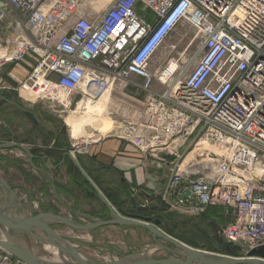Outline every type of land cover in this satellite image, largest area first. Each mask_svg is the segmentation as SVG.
<instances>
[{
  "label": "built area",
  "instance_id": "1",
  "mask_svg": "<svg viewBox=\"0 0 264 264\" xmlns=\"http://www.w3.org/2000/svg\"><path fill=\"white\" fill-rule=\"evenodd\" d=\"M100 2L0 0V66L28 55L36 60L17 96L71 106L79 94V105L132 76L143 78L142 112L107 136L164 164L159 195L167 209L196 215L220 207V233L241 257L264 247V0H111L97 13ZM185 23L198 43L192 48L190 40L153 68L158 51ZM156 80L160 92L153 90ZM97 133L69 153L76 157L106 137ZM200 142L219 159L212 172L195 173L193 161L186 164ZM5 254L2 264H13Z\"/></svg>",
  "mask_w": 264,
  "mask_h": 264
},
{
  "label": "rangeland",
  "instance_id": "2",
  "mask_svg": "<svg viewBox=\"0 0 264 264\" xmlns=\"http://www.w3.org/2000/svg\"><path fill=\"white\" fill-rule=\"evenodd\" d=\"M110 3L111 0H101L100 4L98 5L99 8L97 13H102ZM13 33L14 30L10 29L6 35H12ZM0 37L4 38L5 35L0 33ZM195 38L196 32L192 26L187 23L179 26L178 29L168 38L166 43L158 51L153 60V65L161 66L166 64L172 57L177 56L178 52H181L190 40H193ZM197 43L198 39H195L192 48H194ZM175 45H177V48L173 50V47ZM3 86L4 85L1 82L0 75V89L7 91L12 90L4 88ZM110 93L111 89L106 90V92L102 95L100 99H84L82 100L83 104L79 103L78 107L77 99H79L80 97L79 94H74V101L72 102L71 106H64L58 102L50 103L48 101H40L35 104H30L18 98L17 94H13L14 100L12 101V103H6L0 109V143L18 142L25 144L30 150L35 145L43 150H46L49 145L53 144L54 140L63 143L67 147L64 150L68 152L76 141L82 140L83 138H87L88 131L91 129H96L100 125L101 121H103V123L105 124L109 123L110 126L113 128L116 123L125 120L121 116L123 106L121 105L122 102L120 101V90L112 88V93L107 104V100L109 98ZM106 105L107 107L103 114L101 116H98L97 114L100 115L101 108ZM76 109H79L80 113L76 112L74 114L73 110ZM23 110L34 112L38 116L42 128L45 130V133H47L46 136H43L41 132L32 131V122L28 117L25 116ZM91 113L93 114L92 116L90 115L92 118L90 121L91 124L88 125L89 121L87 120L86 115ZM94 113L96 115H94ZM81 127H85L84 131L81 130ZM104 128L105 126L98 131L101 136L108 135V133H102ZM74 138H76L77 140H75ZM186 148L187 147H184L181 151L184 152ZM25 160H29V156L19 148L2 150L0 152V176L4 177L6 169L10 164L14 163L16 166L20 167L22 166V162H24ZM192 161V172L198 173L212 172V170L217 168L219 165V159L214 154L208 151H199L194 155L190 156L187 162ZM63 169L67 173L69 180L67 181V183L60 185H62V187H69L70 193H68L65 188L56 189L59 194L63 195L66 198V200H63L62 198L60 199V203L62 204V206L57 208L59 214L70 217L69 214L72 213V210H81L84 215H78L77 217L76 215L72 216L74 221L79 223H90L94 220L111 218L112 212H110L109 214V212L105 211L108 208L103 204L99 196L93 195L92 193H90L91 191L85 189L84 187L78 188L76 186V181H74V176L69 173L67 165H64ZM90 175H92V177ZM90 175L89 177L94 179L93 181L95 185L102 191L101 193L108 199V201L112 205L114 204L109 199V197L111 196L108 195L110 193H114V191L120 193V196L117 198L119 202H123L125 200V197L121 194V185L119 181H117V177L114 174L104 173L101 179L95 177V175L93 174ZM47 189L48 191L50 190L49 187ZM35 195H37V197L35 198L34 202L38 203V206H41L48 202L53 203V200H51L50 198L43 199L41 193L38 194L37 192H35ZM126 199L128 201L124 203L123 206L129 208L127 207L129 204V199ZM20 210L23 214L33 215L37 214L38 212H45L42 210L34 213L30 209H27L25 206H23V208ZM125 211L127 210L125 209ZM91 213H95L96 215H91ZM132 213H136V211ZM166 214L173 215L174 219L172 220V222H180L177 227L178 232L185 233L186 238H191V240H193L197 244V246L200 247L199 249L201 250L209 251L208 249H212L211 252L215 251L210 240H208L201 234L194 233L195 230L192 229L193 224H200L203 230H206L213 236H216L215 238L219 242V244L223 245L224 242H226L220 233V226L217 223H214L212 225L211 221L214 222V219H206L205 216L202 215L203 213L190 215L187 213L174 212L167 209ZM190 219H194L192 223L188 221ZM183 221L186 222L183 224ZM51 222L54 229H56L59 233L67 235L69 237L73 236L76 233L78 234L83 232L72 230L68 226L56 221ZM220 223L224 224L225 220ZM160 227L162 228V230L165 231L164 224H162ZM86 232L87 231L83 232V235L85 234L84 236H77L80 237L78 238V240L83 243V248H85L84 250L92 254V259H97L102 262L113 261L131 253H146L149 251H153V256H155L156 258L183 257L177 253L167 252L163 248L159 247V245L162 244L172 248L177 252L179 251V249L174 248L169 243H166L162 240H157L148 230L144 228L129 226V228L121 230L115 229L113 227H106V229L104 230L98 229V231H89L92 233H90L91 236H89ZM37 234L39 236H43L40 231L37 232ZM6 235L9 236L13 241L18 243L30 241L29 245H31V247H36L37 244L39 246V243H44L43 241L38 240L36 237L27 232H18L8 230L5 229V227H2L0 229V237L4 236L5 238H7ZM85 238L87 239V241L85 240ZM0 251H2V249H0ZM214 253H216L217 255H226L219 252Z\"/></svg>",
  "mask_w": 264,
  "mask_h": 264
},
{
  "label": "crops",
  "instance_id": "3",
  "mask_svg": "<svg viewBox=\"0 0 264 264\" xmlns=\"http://www.w3.org/2000/svg\"><path fill=\"white\" fill-rule=\"evenodd\" d=\"M139 10L141 15L149 19L153 17V14L150 11H146L142 7H139ZM4 54L5 51L0 49V56L3 57ZM35 62H36L35 58L32 55H28L21 62L7 63L1 66L0 75H1L2 84L5 86V88L12 89L11 91H14L11 92L10 90H8L12 94V100L9 101L8 103H12V101L14 100L13 94H17L16 92L17 86L22 80H25L28 77ZM157 67L158 66L153 65V68H157ZM142 83H143V78L138 76H132L131 80H129L125 86L113 87L117 90H120L121 92L120 101L122 102L121 105L123 106L121 116L123 119L134 118L137 114L142 112L143 110L142 103L147 99L148 96V92L143 89ZM162 89H163L162 84L158 80H156L153 84V90L155 92H160L162 91ZM111 93H112V89H111ZM111 93L107 100V104L109 102ZM80 103L83 104L82 101ZM106 107L107 105L102 107L100 115L99 114L97 115L101 116L105 111ZM73 112L74 114L76 112L80 113L79 109L73 110ZM90 115L92 116L93 114L91 113L86 115L87 120L89 121L88 125L91 124L90 121L92 118ZM94 115L96 114L94 113ZM100 124H102V126L111 127L109 123L105 124L103 123V121H101ZM85 127H81V130L84 131ZM89 131L87 133L88 135L87 137L89 138L98 135V133L96 132L97 128L91 129ZM74 139L77 140L76 138ZM54 143L55 141L53 140V144L49 145L47 149H55ZM70 150L68 152H70ZM1 151L2 150H0V152ZM33 158L31 160L32 164H33ZM72 158L77 161V164L80 166L81 170L93 183H94L93 179L89 177V175L87 174V170L84 169L85 165H87L89 168H96L93 175H95V177H98L100 179L101 177H103L104 173L114 174L117 177V181H119L120 185H122L121 179L125 178L135 189L136 201L139 205L150 204L149 206H163V205L166 206L161 201L159 195L160 191L164 186L165 177H166V168L164 167V164H162L159 160H157L153 156L142 154L140 151H138L136 147H134L129 142L122 140L116 136L109 135L102 138L100 142L91 144L85 150L84 153L76 155V157L72 156ZM167 158L172 159L173 156L167 155ZM188 159H186V164L188 163L187 162ZM36 163H37L36 165L37 167L35 168L33 167V165L29 163V160H25L24 162H22V166L24 167L22 168L27 172V174H20L19 173L20 171L18 169L19 166H16L14 163L10 164L6 169V173L4 177L2 176V178H4L12 186V188L15 190L16 193V200H15V205H13L14 206L13 210L15 209L21 211L20 207L25 206L27 209H30L34 213L42 210L45 212L59 213L57 208L62 206V204L60 203L61 201L60 199L62 198L63 200H66V198L63 195L59 194V192L56 190L57 187L55 185L65 184L69 180V177L64 170L65 167L63 169V166L65 164L62 161V163H60L61 165L57 166L54 158H46V156L42 157V159H40V161ZM48 187L50 188L49 191L47 189ZM35 192H37L38 194L41 193L43 199L50 198L51 200H53L52 201L53 203L48 202L46 204L38 206V203L34 202L35 198L37 197V195H35ZM0 195L2 197L1 198L2 203L4 205H7L8 202H10L11 200V194L4 188L0 187ZM146 195H149V197H147ZM17 203L20 205H18ZM114 207L117 208L116 206ZM72 213L69 214L71 218L73 215H76V217L78 215L80 216L84 215L81 212V210L78 211L74 209L72 210ZM221 214H222V210H221ZM106 227H113L115 229H121V230L129 228V226H125V227L106 226ZM106 227L99 229L104 230L106 229ZM96 230L98 231V229ZM91 232H86V233L89 236H91L90 235ZM82 235L83 232L78 234L76 233L70 237L78 239L80 237L77 236H82ZM85 240L87 241L86 238ZM29 243L30 241L29 242L24 241L18 244L26 247L27 249L31 250L32 252H34L39 256L45 257L48 260H53L55 253L52 247L47 246L45 242L43 244L39 243V246L37 244L36 247H31ZM81 249L91 259L93 258L92 254L84 250L85 248H83V246ZM5 253L6 252L3 250L0 251V264H2V262L4 261V257L6 256ZM60 257L63 262L67 264L72 263V261L67 259L65 256H62L61 254ZM93 260L99 261L97 259H93Z\"/></svg>",
  "mask_w": 264,
  "mask_h": 264
},
{
  "label": "water",
  "instance_id": "4",
  "mask_svg": "<svg viewBox=\"0 0 264 264\" xmlns=\"http://www.w3.org/2000/svg\"><path fill=\"white\" fill-rule=\"evenodd\" d=\"M0 97V109L4 103L12 100V94L7 90L0 89ZM23 113L31 120L34 127L33 129L40 128V121L33 112L23 110ZM13 148H19L24 151L29 156V163L33 165L31 163L33 154L25 144L18 142L0 143V150ZM66 155L77 164V161L72 158L70 153H67ZM82 173L86 176L83 171ZM87 179L97 191V194L102 202L107 206L110 212H112L110 219L94 220L90 223H79L74 221L73 218L53 212H38L35 215L24 214L25 216L12 215L9 212L13 210L16 193L12 186L4 178L0 177V187L4 188L11 194V200L6 206L2 203V197L0 195V228L5 227V229L8 230L27 232L36 237L38 240L49 243L58 249L59 254L72 261L71 264H195V259L197 258L201 260L200 264H264V247L251 250L248 252L247 257L217 255L211 251L194 248L168 234L160 227L162 225L161 218L141 214V212L160 211V208L158 206L139 205L136 201L135 189L125 178L121 179L122 188L126 198L129 199L136 213H129L122 208H115L95 186V184L88 177ZM189 195L190 192H186L185 194L180 195V197L185 199ZM146 196L149 197V195ZM22 208L23 207H20V209ZM51 221L64 224L72 230L83 232L93 231L106 226H135L144 228L148 230L157 240L169 243L174 248L179 249V251L177 252L162 244H160L159 247L163 248L167 252L177 253L183 257L156 258L153 256V253L149 251L146 253L137 252L127 254L113 261H95L83 252L81 249L83 243L81 241L59 233L53 228ZM39 231L43 234V236H39L37 234ZM0 249L11 256V260L14 264H54L45 257L35 254L31 250L6 242L1 237ZM61 264L67 263L62 261Z\"/></svg>",
  "mask_w": 264,
  "mask_h": 264
},
{
  "label": "trees",
  "instance_id": "5",
  "mask_svg": "<svg viewBox=\"0 0 264 264\" xmlns=\"http://www.w3.org/2000/svg\"><path fill=\"white\" fill-rule=\"evenodd\" d=\"M11 140H15V139H11ZM54 148L55 149L43 150V149L37 147L36 145L34 147H32L30 151L34 157L33 158V167L36 168L37 167L36 162H39L40 159H42V157H44V156H46V158H54L57 166L60 163H62V161H63V163L65 165H67L69 173L74 176L73 178L75 179L74 181H76V183H77L76 186L78 188L84 187L85 189L91 191L90 193H92L93 195H98L97 191L94 189L93 185L89 182L87 177L82 173L80 166L78 164H76L69 156L66 155L68 152H66L64 149H66L67 147L63 143L55 141ZM18 169H19L21 174H27V172L22 168V166L18 167ZM84 169L87 170L88 174L89 173L93 174L94 171L96 170V168H89L87 165L84 166ZM90 176L92 177V175H90ZM55 186L57 187V189L58 188L59 189L65 188V190H67V192L70 193L69 187H66V186L62 187V185H57V184ZM120 189H121V194L124 196L122 185H121ZM108 196H111V197L114 196L113 198L109 197V199L117 208H122L124 210L126 209L127 212H129V213L135 212L130 201H129V204L127 206L129 208H126L125 206H123L124 203H126L128 201L125 196H124L125 198L123 197L125 199L124 200L125 202L124 201L119 202L117 200V198L120 196V193H117L116 191H114V193H110ZM158 207L160 208L159 212L158 211H149V212H141V214L161 218L162 224L165 225V231L168 234L172 235L173 237L177 238L178 240H180L182 242H185L186 244H188L192 247L200 248L197 246V244L193 240H191V238H186L185 233L178 232L177 227H178L180 222L179 223L178 222H172V220L174 219L173 215L166 214V210H167L166 206L163 205V206H158ZM105 211L109 212V214H110L109 209H107ZM91 215H96V214L91 213ZM202 215H204L206 219L207 218H210V220L214 219V222L211 221L212 225L214 223L218 224L219 222L224 221V218L221 214V208L220 207H210ZM193 220L194 219H190L188 221H190V223H192ZM185 222L186 221H183L182 223L184 224ZM192 229L195 230L194 233L201 234L204 237H206L208 240H210L211 244L213 245V248L215 249L214 252H219L222 254L237 256V257L241 256V253L235 247L231 246L227 242H224L223 245L219 244V242L215 238L216 236H213L212 234H210L206 230H203L201 228L200 224H195V225L193 224ZM208 250L211 251L212 249H208Z\"/></svg>",
  "mask_w": 264,
  "mask_h": 264
},
{
  "label": "bare ground",
  "instance_id": "6",
  "mask_svg": "<svg viewBox=\"0 0 264 264\" xmlns=\"http://www.w3.org/2000/svg\"><path fill=\"white\" fill-rule=\"evenodd\" d=\"M0 58H2L1 56H0ZM113 87H109L107 90H110V89H112ZM104 126H102V124H100L98 127H97V131L96 132H98L99 130H101L102 128H103ZM112 130V128L111 127H107V126H105V128L103 129V131H102V133H107V132H110ZM204 144V142H200L199 144H197V146L195 147V149H194V151L192 152V153H190V155H188V157H187V159L190 157V156H192V155H194L195 153H197V152H199V151H202V149H203V145ZM183 169H184V167H183ZM10 214H12V215H15V216H25L21 211H18V210H11L10 212H9ZM1 229V228H0ZM18 232H22V231H18ZM6 237L7 238H5L4 236H2L1 238L3 239V240H5L6 242H8V243H10V244H13V245H17V246H20V247H23V248H25V249H27L26 247H24V246H22V245H19L18 244V242H15V241H13L9 236H7L6 235ZM46 243V245L47 246H50V247H52V249H53V251H54V253H55V256L53 257V260H49L51 263H54V264H61V262H62V260H61V257H60V254H59V251H58V249H56L54 246H52V245H50L49 243H47V242H45ZM50 249V248H49ZM157 249V248H156ZM29 250V249H28ZM51 250V249H50ZM151 252H153V251H151ZM48 260V259H47ZM200 259L199 258H197V259H195V264H200ZM206 264V263H205Z\"/></svg>",
  "mask_w": 264,
  "mask_h": 264
},
{
  "label": "flooded vegetation",
  "instance_id": "7",
  "mask_svg": "<svg viewBox=\"0 0 264 264\" xmlns=\"http://www.w3.org/2000/svg\"><path fill=\"white\" fill-rule=\"evenodd\" d=\"M0 100H1V97H0ZM6 103H8V102H6ZM6 103H4V105L6 104ZM3 107V106H2ZM1 107V108H2ZM34 113V112H33ZM35 114V113H34ZM36 115V114H35ZM37 116V115H36ZM38 117V116H37ZM39 119V118H38ZM40 121V120H39ZM33 125V124H32ZM39 127L40 128H38V129H40V130H38V129H33L32 131H37V132H41L42 134H43V136H46L47 135V133H45V130L42 128V126H41V123H40V125H39ZM34 128V127H33Z\"/></svg>",
  "mask_w": 264,
  "mask_h": 264
}]
</instances>
